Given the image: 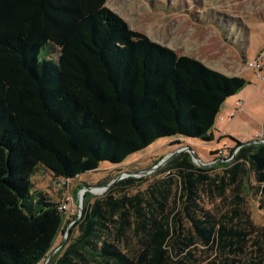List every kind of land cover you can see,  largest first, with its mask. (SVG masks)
Masks as SVG:
<instances>
[{"label":"trees","instance_id":"obj_1","mask_svg":"<svg viewBox=\"0 0 264 264\" xmlns=\"http://www.w3.org/2000/svg\"><path fill=\"white\" fill-rule=\"evenodd\" d=\"M107 1L0 0V264H39L64 231L61 203L34 190L38 167L69 181L164 137L213 141L223 103L249 84L132 29ZM241 144L226 175L182 151L163 178H104L48 264H264V228L239 194L251 171L264 209V143ZM204 194L228 208L213 213Z\"/></svg>","mask_w":264,"mask_h":264},{"label":"rangeland","instance_id":"obj_2","mask_svg":"<svg viewBox=\"0 0 264 264\" xmlns=\"http://www.w3.org/2000/svg\"><path fill=\"white\" fill-rule=\"evenodd\" d=\"M107 4L126 19L132 29L142 31L178 54L200 59L216 71L241 76L249 84L223 103L213 129V141L164 137L130 155L118 166L105 161L97 171L69 181L38 167L32 176L34 190L46 193L54 202L66 203L64 231L74 225L80 213L78 199L85 185L102 188L98 192L86 191L98 197L107 191L99 182L109 176L146 177L147 182L163 178L172 170L161 171L164 165L155 169L152 166L181 147H191L201 162L211 163L205 167L212 168V175H226V169L233 164L232 150L239 149V142L264 138V0H108ZM256 60L263 65L260 71L250 66V62ZM239 185L247 211L254 222L264 228V209L260 206V195L251 187L256 186L251 171L246 179L242 177ZM216 194L213 197L204 194L202 203L218 214L228 206ZM64 236L63 231L59 233L54 248ZM46 262L44 259L39 264Z\"/></svg>","mask_w":264,"mask_h":264},{"label":"water","instance_id":"obj_3","mask_svg":"<svg viewBox=\"0 0 264 264\" xmlns=\"http://www.w3.org/2000/svg\"><path fill=\"white\" fill-rule=\"evenodd\" d=\"M251 143H255V144H260V143H264V138L263 139H250L248 141H245L241 144L240 147L242 146H245V145H248V144H251ZM184 152V151H187L189 152L191 155H192V158L194 161H197V163L201 164V166H209L211 163H204V162H201L200 158L197 156V154L195 153V150L192 149L191 147H181L179 148L177 151L175 152H172L171 154L169 155H166L163 159H161V161L156 164L155 166L153 165L152 168H158L159 166H162V165H165L167 162L171 161L178 153L180 152ZM139 171H137L136 173H138ZM139 173H146V171H142V172H139ZM132 174H135V173H132ZM123 175H120L118 176L117 178H115L113 180V182L119 180L120 178H122ZM112 182V183H113ZM110 184V183H109ZM109 184H106V185H103L102 187H105V188H108ZM96 186L94 185H87L85 187H83V191L80 193V197H79V210H80V213L78 215V217L75 219L77 220L79 217H81V215L83 214V211H82V205H83V198L85 196V192L86 191H93V189L95 188ZM71 233V226H67V229L65 231H63V234L65 235L63 240L60 242V244L54 248V250L49 254V256L47 257V262L45 264H48V262H50V260H52L54 254L56 253V251L61 248L64 243H66V240L68 238V235Z\"/></svg>","mask_w":264,"mask_h":264},{"label":"built area","instance_id":"obj_4","mask_svg":"<svg viewBox=\"0 0 264 264\" xmlns=\"http://www.w3.org/2000/svg\"><path fill=\"white\" fill-rule=\"evenodd\" d=\"M250 66L253 67V68H256L258 71H260L261 68L263 67L262 63L257 62V60L256 61H253V62H250ZM66 207H67L66 206V203H61V205H59V208L61 210H65Z\"/></svg>","mask_w":264,"mask_h":264},{"label":"bare ground","instance_id":"obj_5","mask_svg":"<svg viewBox=\"0 0 264 264\" xmlns=\"http://www.w3.org/2000/svg\"><path fill=\"white\" fill-rule=\"evenodd\" d=\"M93 190L96 191V192H98V191H101L103 189L102 188H98V189L94 188Z\"/></svg>","mask_w":264,"mask_h":264}]
</instances>
